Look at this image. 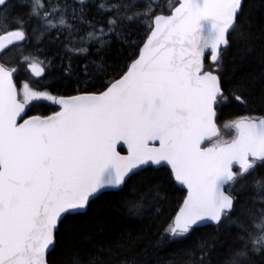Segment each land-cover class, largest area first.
I'll use <instances>...</instances> for the list:
<instances>
[{"label":"snow or ice","instance_id":"snow-or-ice-1","mask_svg":"<svg viewBox=\"0 0 264 264\" xmlns=\"http://www.w3.org/2000/svg\"><path fill=\"white\" fill-rule=\"evenodd\" d=\"M247 8L246 0H0V51L31 45L18 63L43 78L59 60L71 88L18 85V68L0 62V264H53L58 250L59 264H137L111 258L131 238L76 251L113 200L130 216L162 218L158 245H188L174 264H264V115L226 123L227 140L218 124L226 106L264 113V78L257 94L225 66L247 34ZM40 102L55 108L29 115ZM175 184L187 195L166 215ZM210 226L229 242L198 235Z\"/></svg>","mask_w":264,"mask_h":264},{"label":"trees","instance_id":"trees-1","mask_svg":"<svg viewBox=\"0 0 264 264\" xmlns=\"http://www.w3.org/2000/svg\"><path fill=\"white\" fill-rule=\"evenodd\" d=\"M143 3L144 0H138ZM155 2L175 3L176 0H155ZM248 8L246 36L238 37L234 40L232 47L225 56V66L229 74L235 72L249 77V83L252 84L259 93L262 78H264V11H261V0H246ZM142 36V31L138 34ZM40 48L44 49L45 53L54 51L52 46L41 44ZM35 49L28 44L19 47H11L0 55L1 62H7L10 66L17 67L18 72L14 79L18 85L27 82L33 87H41L51 85L54 94H66L71 91L67 85L66 78L62 75V68L59 60L46 70V75L43 78L34 77L26 68L25 64L18 63L22 59L21 51ZM121 52L127 51L130 53L131 48L121 49ZM115 55V54H114ZM117 59H120L118 55ZM44 59V56H41ZM74 87V85H73ZM253 111L248 112L233 106H226L221 110V118L218 121L220 126L221 136L223 139H230L232 132L225 124L235 119L240 115H264L260 112L259 105H253ZM55 108L50 102L36 103L31 108V114H49ZM168 203L165 205L167 214H174L179 210L182 200L186 195V190L175 184L167 190ZM163 219H141L135 216H130L127 210L120 207L118 202L113 200L106 209L103 217V222L92 225L86 230L85 236L79 241L76 251L81 255L95 254L102 249H106L116 240H121L127 245L129 238L131 244L122 248L118 253L112 254V259H120L127 257L135 259L137 264H174L180 261L182 251L188 245L166 246L158 245V233L161 231ZM198 235L205 237L218 236L225 243L229 242V237L223 231L217 230L210 226L202 228ZM53 264H59L62 258L60 250L52 254L50 257Z\"/></svg>","mask_w":264,"mask_h":264},{"label":"water","instance_id":"water-1","mask_svg":"<svg viewBox=\"0 0 264 264\" xmlns=\"http://www.w3.org/2000/svg\"><path fill=\"white\" fill-rule=\"evenodd\" d=\"M2 52H3V51H0V54H1ZM29 71H30V70H29ZM30 72H31V71H30ZM32 74H33V73H32ZM33 75H34V74H33ZM34 76H35V75H34ZM34 115H40V114H34ZM178 185H179V184H178ZM179 186H181L182 188L186 189V187H184V186H182V185H179ZM186 195H187V189H186ZM186 195H185V196H186ZM178 211H179V210H178ZM178 211H177V212H178Z\"/></svg>","mask_w":264,"mask_h":264}]
</instances>
